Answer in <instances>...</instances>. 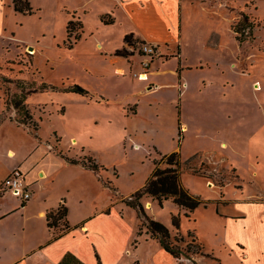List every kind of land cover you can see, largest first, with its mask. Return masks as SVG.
Returning a JSON list of instances; mask_svg holds the SVG:
<instances>
[{
	"label": "rangeland",
	"instance_id": "374dc122",
	"mask_svg": "<svg viewBox=\"0 0 264 264\" xmlns=\"http://www.w3.org/2000/svg\"><path fill=\"white\" fill-rule=\"evenodd\" d=\"M29 1L32 14L15 12L12 0H0V123L10 121L30 128L32 133L40 129L44 136L55 131L64 146H71V139L76 138L88 155L107 168L117 194L125 197L145 185L155 161L177 148L182 181L203 203L188 215L171 199L162 205L152 200L145 207L146 213L170 230L174 249L179 251L175 264H198L194 259L204 255L208 258L205 264H219L212 259V252L223 259L221 264H239L229 244H223L227 229L218 210L233 209L234 205L225 201L231 198L264 195V0H121L129 9H152V17L157 19L152 31L170 43L154 58L166 60L176 55L177 45L172 43L177 36L197 39L195 45L185 41L182 62L190 68L191 86L177 100L176 95L161 90L159 95L165 104L161 120H152L145 113L147 105L137 117L127 105L124 110L122 103H132L133 97L127 94L132 89H114L113 80L102 77L111 68L107 52L122 43L127 31L139 26L124 13L121 3ZM107 12L116 18L114 23L108 22L109 15L103 16ZM243 15L249 16L254 27L251 33L246 30L249 40L240 44L233 27ZM70 20L73 35L81 32L80 21L83 25L81 37L73 36L72 43L67 33ZM212 36L219 38V47H204ZM98 42L103 45L98 47ZM142 45L134 40L131 47L141 50ZM176 63L178 69V58L167 66ZM74 85L102 89L114 97L120 94L121 102L111 98L110 107H81L79 100L85 98L69 91ZM21 95L26 97L31 118L12 105V100ZM178 105L183 120H178ZM179 121L189 125L181 135ZM24 136L25 131L4 124L0 127V151L23 147L27 143ZM104 136H108L107 141L102 140ZM135 141L140 148L134 146ZM222 141L228 144L221 145ZM212 149L225 158L217 155L215 163L203 160L211 156ZM118 206L127 221H136L133 208ZM174 216L179 226L174 225ZM140 228V233L147 232L145 225ZM134 245H139L133 252L140 257L145 258L152 249V257L158 258L159 264H170V256L160 253L162 246L154 238L152 242L141 239ZM128 258L125 254L124 263Z\"/></svg>",
	"mask_w": 264,
	"mask_h": 264
},
{
	"label": "crops",
	"instance_id": "0c3cea01",
	"mask_svg": "<svg viewBox=\"0 0 264 264\" xmlns=\"http://www.w3.org/2000/svg\"><path fill=\"white\" fill-rule=\"evenodd\" d=\"M116 2L122 4L126 10L123 12L134 21V25L139 24L127 31L125 36L133 34L134 40L142 44L145 42L159 44L160 50L165 47L164 45L169 46L170 43L157 38L156 33L152 31V26L157 25V19L152 17V9L144 10L140 6L137 9H129L125 7L123 1ZM106 15L111 17L108 22H115L116 18L109 12L103 16ZM185 41H189L190 45L197 44V39L184 40L177 36L172 43L173 46L177 45V49H174L177 54L166 60L155 57L147 77L143 79L134 76V72L141 70L140 49L135 50L123 40L120 45L112 47L107 52L109 57L107 63L111 68L102 73V77L109 76L113 80L114 89H132L131 93H127L133 97L132 103H122L124 110L130 107L133 116L137 117L144 105H147L149 110L145 113L152 120H161L160 112L165 105L159 95L161 90L166 89L168 94L176 95L174 96L176 100L177 96L186 95L191 84L190 68L182 65L186 54ZM208 44L219 47V38L212 36L204 43V47ZM102 45L101 42L97 43L98 47ZM124 47L131 52L130 55L115 54L116 50ZM174 58L179 59L178 69L177 63L174 66H167ZM88 91L89 94L86 96L79 95L85 98L79 100L81 107L91 104L110 107V99L118 101L120 97V94L110 96L102 89ZM180 101L181 98L178 102ZM180 105L177 106L180 116L178 120H183ZM123 113L125 114V111ZM6 123L25 131L27 143L21 148L9 147L6 151H0V184L12 170L19 168L26 175L33 194L30 200L23 201L10 192L0 193V264H59L68 252L85 264H126L125 254L129 257V261H125L127 264H152V261L159 264L158 258L152 257V249H149L145 258L133 252V249L136 251L139 249V245L136 247L134 243H139L141 239L152 242L153 237L148 230L140 233L143 224L138 214L136 221L131 223L120 213L123 209L118 205H127L123 201L125 196H119L114 191L116 187L106 174L107 168L88 155L85 148L77 144L76 138L71 139V146H64L61 137L55 131L44 136L39 133L40 129L37 133H32L30 128L18 126L10 121L0 123V127ZM179 125L182 126V130L188 131L187 123L180 122ZM102 140L107 141L108 136L102 137ZM226 144L228 143L225 141L221 142V145ZM73 145L75 147H72ZM134 146L140 148L141 144L135 141ZM173 151H177V148L169 153ZM210 152V157L202 159L208 162L214 160L215 163V156L225 158L218 150L212 149ZM90 159L98 164L99 172L88 166ZM261 182L264 186V181ZM251 194L225 200L228 205H234L232 211L218 210L219 217L227 229L222 241L223 244H229L230 251L234 253L239 264H264V195L254 198ZM142 201L147 207L151 205L152 199L144 197ZM62 203L68 208L67 219L71 229L56 238L61 228L52 229L48 226L47 213L57 210ZM155 240L159 243L157 239ZM159 249L162 255L170 256V264H175L174 256L162 247ZM210 255L219 264L222 263L221 257L213 255V252ZM207 260L205 255L194 259L198 264H205Z\"/></svg>",
	"mask_w": 264,
	"mask_h": 264
},
{
	"label": "trees",
	"instance_id": "16d2710c",
	"mask_svg": "<svg viewBox=\"0 0 264 264\" xmlns=\"http://www.w3.org/2000/svg\"><path fill=\"white\" fill-rule=\"evenodd\" d=\"M12 5L15 12L22 14L33 13V8L29 0H12ZM72 23L73 20H70L67 25V33L70 43H72L71 38L73 36L75 37V39H78L81 37V32L83 31V25L80 21L79 24L81 32L73 35V30L70 28V25ZM253 27L254 22L251 21L249 19V16L247 15H243V18L234 25L233 30L237 33V39L240 44H243L244 42L249 40L248 36L245 33L247 29L251 33ZM124 40L129 46L134 45L133 34H127ZM115 54L119 56H128L131 54V52L124 47L122 49L116 50ZM69 91L76 92L82 95L89 94V91L87 89L79 85L71 86ZM25 99L26 97L24 95L15 97L12 100V105L22 115H24L25 117H30V112L25 105ZM23 124H27L26 121H23ZM179 130V135H181L182 129L180 125ZM88 166L96 172L100 171V167L98 166V164L93 161H90V163H88ZM114 191L118 193V190L116 188H114ZM144 197H150L152 200L158 201L160 205H162L165 200L171 199L180 207L184 208L187 211L188 215L193 213L203 203L200 197L192 194L190 190L185 187L182 181V161L179 151H173L169 154L163 155L159 162L155 161L154 171L147 179L145 185L135 193L123 199V201L128 206L136 210L138 218L141 219L142 224L146 226L151 236L154 239H157L161 246L172 256H174L175 258L179 257V251H176L174 249L175 244L172 242L174 238L172 237L168 227L163 223L152 219L146 213L145 204L142 201ZM67 215L68 208L65 203H62L57 210H51L47 213L48 226L52 229H56L58 227L61 228L60 232L57 233L56 238L60 237L71 229V226L68 224ZM142 218H144V220ZM173 223L174 225L179 226V220L175 216L173 217ZM175 239L177 242H179L177 238ZM59 264L85 263H83L71 252H68L65 254Z\"/></svg>",
	"mask_w": 264,
	"mask_h": 264
},
{
	"label": "built area",
	"instance_id": "2783aa9c",
	"mask_svg": "<svg viewBox=\"0 0 264 264\" xmlns=\"http://www.w3.org/2000/svg\"><path fill=\"white\" fill-rule=\"evenodd\" d=\"M159 45L154 43H143L141 47V71L134 72V76L138 78H146L150 69L151 63L157 52L159 51ZM10 192L15 196H18L23 201H28L32 197V190L30 184L26 179V175L19 168L12 170L8 176L0 184V193Z\"/></svg>",
	"mask_w": 264,
	"mask_h": 264
},
{
	"label": "water",
	"instance_id": "95a60500",
	"mask_svg": "<svg viewBox=\"0 0 264 264\" xmlns=\"http://www.w3.org/2000/svg\"><path fill=\"white\" fill-rule=\"evenodd\" d=\"M32 49V47H30Z\"/></svg>",
	"mask_w": 264,
	"mask_h": 264
}]
</instances>
